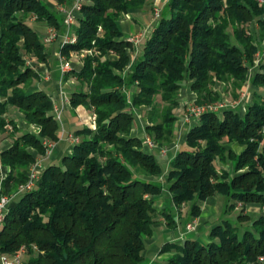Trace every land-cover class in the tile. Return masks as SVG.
Here are the masks:
<instances>
[{
    "label": "trees",
    "instance_id": "16d2710c",
    "mask_svg": "<svg viewBox=\"0 0 264 264\" xmlns=\"http://www.w3.org/2000/svg\"><path fill=\"white\" fill-rule=\"evenodd\" d=\"M53 1L60 5L66 0ZM148 1L83 0L73 28L76 41L60 51H91L81 68L68 71L64 79H76L70 104L92 108L96 126L76 128L79 140L71 153L46 165L32 190L16 195L0 226V254L25 248L24 264L143 262L156 214L152 197L162 190L150 177L159 176L161 168L154 154L142 150V141L130 135L131 107H147L146 134L154 144L168 146L175 135L181 81L191 80L197 104L218 98L211 88L216 81L244 88L258 52L249 23L255 22L259 38L264 37V3L257 0H167L126 75L133 45L119 20ZM29 16L60 28L57 13L45 0H0V133L6 132L7 123L13 128L11 145L0 151V163L9 168L0 195L11 194L26 181L29 165L44 152V139L58 140L52 101L32 88L37 74L23 57H46ZM109 52L116 58L104 57ZM250 81L253 97L244 115L228 107L221 115L202 113L169 162L172 201L178 207L189 204L191 218L200 213L197 202L216 193L226 196V213L239 202L264 201V53ZM130 85L136 90L128 103L124 90ZM9 106L39 132H19L12 120L7 122L3 114ZM223 141L244 148L236 154ZM230 158L234 173L226 182L228 174H218L216 161ZM249 220L242 226L223 219L210 228L207 242L188 238L165 244L161 251L174 254L143 264H264L258 260L264 255V217Z\"/></svg>",
    "mask_w": 264,
    "mask_h": 264
},
{
    "label": "crops",
    "instance_id": "0c3cea01",
    "mask_svg": "<svg viewBox=\"0 0 264 264\" xmlns=\"http://www.w3.org/2000/svg\"><path fill=\"white\" fill-rule=\"evenodd\" d=\"M72 0H66L65 4L67 7L71 6ZM167 2V0H150L148 1L141 9L128 12L125 14H122L119 20V27L124 35V37H128L134 33L137 32H146V34L143 35L142 42L149 36L153 26L155 25L156 21L154 17L151 16L150 11L147 9L148 4L155 5L157 7H163V5ZM149 5V6H150ZM34 29L37 31L38 35H42L46 32V26L42 24H34ZM65 29V26L61 28V30L57 31L60 33ZM142 42H140L139 46L142 45ZM137 46L135 49V53L137 56L138 49ZM58 51H59V43L54 42L52 44H49L47 46V54L45 57V61L41 64H39L38 68L35 70L39 72L40 76L42 75V71L46 69V66L49 68V76H41V82L33 83L32 88L33 89H39L43 90L44 92L48 93L54 102L55 109L60 110L62 114L61 119V125L58 130V141H56L55 147L53 150H51V154L49 157H45L44 159L40 160V171L44 169V167L51 163H57L63 156L68 155L71 153L73 148V143L69 141L67 138L68 133H72L76 128L81 127L79 126L80 119L79 116L75 113L76 110H72L70 105L67 103L66 95L69 94L73 87L71 85V82L63 81L62 77L60 76L59 72V60H58ZM140 53L137 57H139ZM131 56H133L131 54ZM110 59H113L114 56L112 54H109L107 56ZM134 57V56H133ZM71 60V67L74 70H79L81 68L80 61H75V59ZM41 72V73H40ZM74 83V82H73ZM194 97L193 92L190 90V81L184 80L181 89H180V97L179 100L181 103L190 102ZM17 112L16 119L19 121L21 116L19 115L18 110L15 107L9 106L7 112H10L11 114L13 112ZM139 111V110H138ZM141 112V110H140ZM139 112V113H140ZM139 122L136 123L134 126L131 135L137 136L139 138H142V145H143V151L147 153H152L157 159V162L159 166L161 167L162 174H166L169 172V162L173 158V156L176 154L177 150L184 145L185 135L187 131L198 124V119L191 118L188 121H184L183 117L179 112L177 113V124H176V142H174L172 145H170L166 151L165 154H161L160 148L156 146H151L148 139H146L145 132H144V120L142 115L138 116L137 119ZM22 123L19 121L20 126ZM27 127V125H26ZM1 135V134H0ZM11 145L10 138H4L0 136V151L9 147ZM228 147L234 150L235 152L239 153L242 151L243 146L238 145L236 143H230L228 144ZM168 149L172 150L169 151ZM37 160L39 156L37 155ZM6 167L1 166L0 172H5ZM163 196H166L165 192H163ZM161 200H157L155 202V209L161 210L166 207L168 209V214L171 216L169 217V220H173L174 225L170 226L167 224L166 219L163 217L159 218L156 223L153 225L152 233L149 238H147L145 243V249L144 253L148 254L147 256L150 257L151 261H156L158 255H165L163 259H166L172 252L166 250L164 253H159L161 251V248L166 243L171 244H182L185 239H198L202 242H207L208 239V233L210 228L218 224V222L223 220L224 216H227L230 214L226 213V204L227 199L225 201L224 209L221 213H219V210L217 209V194L209 196L204 201H198L197 204L200 207V213L196 217H190L189 216V204H183L180 207H175L172 205V202L165 201L166 197H164ZM161 197V196H160ZM168 199V198H167ZM251 205L249 208H253L252 205H255L254 203H250ZM253 211V210H252ZM255 217V216H254ZM223 218V219H222ZM191 223L193 226V229L188 230L186 229V224ZM155 254V255H154ZM27 256L26 253L21 254L20 256V264H24L26 259H22V257ZM154 255V256H152ZM1 257H7L8 259H12L13 255L11 254H0Z\"/></svg>",
    "mask_w": 264,
    "mask_h": 264
},
{
    "label": "rangeland",
    "instance_id": "374dc122",
    "mask_svg": "<svg viewBox=\"0 0 264 264\" xmlns=\"http://www.w3.org/2000/svg\"><path fill=\"white\" fill-rule=\"evenodd\" d=\"M74 1L75 0H72L71 6L67 7V5L65 3L58 5V4H55L53 0H45V2L57 13L58 20H59V23H60V28L59 29H55L54 27L47 25L45 22H36L34 20V17L33 16H29V18L27 19V21L32 26L34 24H37V23L46 26V32L43 33L42 35H39V38L41 40V43L45 46V55L47 54V46L49 44L54 43L55 41L58 42L59 43V51H58L59 65L58 66H59L60 76L62 77V80L64 82L65 81H67V82H71L72 81L71 82V85L74 86V84H75V86H77L76 85L77 81H76V79L73 76H69L68 78L64 79L65 74L68 73V71L73 70V68L71 67V60L70 59H72V60L75 59V61H78L79 60L80 63H81V65H82L83 57L86 54H91V51L90 50L70 51L68 53V55H64L60 51V48L64 44L70 43V41H67V42H65V43L62 44V41L66 37L67 34L70 35V36H73L75 38L74 42L76 41V35L74 34L73 28H74V25L77 24L76 19L80 16V9L79 10H76V11L72 10V6L74 4ZM257 1L259 3H264V0H257ZM150 4H148L147 9L150 11L151 16L155 18L154 9L157 6H155L153 4L150 5ZM158 9L160 10V13H161V10L163 9V7L162 8L160 7ZM69 12L72 15V23H70V25H67L64 22V20H65L66 14L69 13ZM157 19L155 18V20H157ZM63 26H65V29L63 31H61L60 33H58L57 31L58 30L60 31ZM257 26L258 25L255 24V22H250L249 23V26H248V32H250V34H252L256 38V42H257V45H258V52L256 53L257 56H256V60L254 61V66L251 67L250 69H248V72H247V75H246V80H245V87L242 88V89H235L231 81H228L227 83L222 82V81H216L214 83V85L211 87L218 94V98L216 100H214V101H208V102L203 103V104H197L195 102L196 101V98H197V95H196L195 92H193L190 89L193 92L194 97H193V99L190 102H186V103L183 104L179 100V97H180V89H181V86H180V88L178 90V97H177L179 104H178V107L174 110V114H175L176 118H177V113L179 112V114H181V116L183 117V120L184 121H188L191 118L198 119L197 117H195L196 115H194V111L197 108H201V107H204L205 108L206 106H210V107H215L214 108V111H216V110H219L217 108L218 107L220 108V104H222L224 106V108L225 107L234 108V109L238 110L241 115H244L245 110H246V105L251 102L252 97H253L252 91H251L252 84H251V81L250 80H251V77L253 76V74L256 72L258 64L262 61V55L264 53V37L262 39L259 38V35H258L259 29H258ZM147 31L146 32L145 31L144 32H137V33H134V34H139L140 33L143 36L144 34L147 33ZM134 34H132V35H134ZM132 35H130V36H132ZM130 36H128V37H130ZM46 38H50L48 42H46V40H45ZM126 39H127V37H126ZM137 46L139 47L138 48L139 50H138V53H137V56H138V54L141 52L142 45H140V46L137 45ZM132 47H133V49L130 52V62L124 68L123 74H126V73L128 74V72L131 69V65L138 58L136 56V53H135V51H136L135 48L136 47L135 46H132ZM109 54H112L114 56V58H116V55L113 52H109V53L105 54L104 57L108 58L107 56ZM131 54L134 57L131 56ZM23 57H24V60H25V65L26 66H29L30 68H32L33 71L37 74V77L33 78V83H37V82L40 83L41 82L40 80L42 78L41 76H45V75H48L49 76V74H50L49 71L50 70H49V68L47 66H46V69L42 71V73L40 72L42 74L41 76H40L39 72L35 70L36 68H38L39 64L43 63L45 60L44 61H41V60L37 59L36 56H34L32 54H29V53L24 54ZM64 62H68L69 63V66L68 67H65L64 66ZM184 80H189V79H183L181 81V85H182V83H183ZM189 81L191 83V80H189ZM75 86L73 88H75ZM135 90H136L135 85H130L129 87H126L125 88L124 91H125V96H126V99H127V102L128 103L131 102V96H132V94H133V92ZM70 93L66 95V98H67L66 100H67L68 105H70V107L72 108V110L73 109L76 110L75 113L79 116V119H80L79 126H87L90 129H95V126H96V123H95L96 115H95L93 109L92 108H89V107H86L83 104H78L77 106L72 107L71 104H70ZM46 94L49 96L50 100L52 101V104H53L52 113L54 114L55 119L58 121L59 127H60V125H61V119H62V114H61L60 110L55 109V107H54V102L55 101L52 99V97L48 93H46ZM156 98L159 100V97H156ZM130 110L134 114V123H133V126H132L131 131H130V135H131V132H132L134 126L136 125V123L139 122L137 120L139 115H142V117H143V120H144V123H145L144 124V127H145V125L148 122H147V118H146V115H145L146 110H147V107L146 106L142 105V106H139V107H131ZM140 110H141V112H140ZM221 112H222V110L221 111H218V112H214V113H217V114L221 115ZM16 114L18 115V113L16 111L13 112L12 114L10 112H6L5 114H3V118L7 122L9 120H12L15 123V125H16L17 129L19 130V132L20 131L21 132L22 131H31V132H35V133H38L39 132V127L36 126L35 124H30V123L26 122L23 119L21 112H19V115L21 116V118H20L19 121H21L22 124L20 126H18L19 125V121L16 119ZM139 124H140V122H139ZM176 124H177V121H176ZM176 124H175V127H176ZM26 125H27V127H26ZM12 129L13 128L11 126V123H7V129H6V132H4L5 137L3 136V139L4 138H8L9 139L10 138V140L12 142V137L9 135V132H12ZM144 132H145V129H144ZM0 134H1L0 136L4 135L2 133H0ZM145 136H146V139H149L151 141L150 137L146 134V132H145ZM134 137H137V136H134ZM67 138L73 144L76 143V142H73V138H76L77 141L79 140V137L76 136V135H74V131H72V133H68L67 134ZM137 138L142 141V138H139V137H137ZM175 139H176V128H175V135H174L171 143L168 146H159L156 143H155V146L158 147V148H160V149H165L166 150L170 145H172L174 142H176ZM56 141H58V140H55L54 141V140L44 139L42 141V145H43V148H44V152L41 153V154H36L35 160H34L33 163H31L29 165L28 170L30 169L31 165L35 164L36 162L39 165V169H40V162H42L40 160L44 159L45 157H49L50 154H51V151L49 153H47L48 148H47L46 145L48 143L49 144H52L53 147L51 148V150H53V148L55 147ZM223 142H224V146L227 149H231V148L228 147V144H230V143H236V144L240 145L239 143L234 142V141H232V142L223 141ZM142 144L143 143L141 142V148H143V145ZM260 145L261 146L264 145V128H263V131H262V140L260 142ZM168 150L172 152V150H170V149H168ZM232 151L234 153L238 154L234 150H232ZM37 155L39 156L38 160L36 158ZM60 160L57 163H59ZM1 166H3V165L1 164ZM232 166H233V163H232V159L231 158L228 159L227 161H225L224 163L223 162L221 163L219 161H216V169H217L218 174H221V171H223V170L228 174V177H226L224 179L226 182L229 181V175H232L234 173ZM8 172H9V168L8 167H6L5 172H0V185H1V181L5 178V176L7 175ZM167 174H168V172L166 174H162V171H161V173H160L159 176H157V177H150L151 179L155 180L161 186V189H162L160 194L152 197L153 200H154V206H155V202H156L155 200H156V198H157V200H161L162 199V196H163V192H165L166 196H163V199H164V197H166L165 198L166 199L165 201L172 202V205L178 208V206H176L173 203V201H172V194L168 190V184L169 183H168V180H167ZM38 179L36 180V182L34 184L35 186L38 183ZM25 182L26 181H24L23 183L19 184L16 187V189L11 194H8V195H18L19 194V191H18L19 190V187L22 184H24ZM22 192H26V191H22ZM22 192H20V193H22ZM216 194H217V209L219 210V213H221L222 210L224 209V205H225V201H226V196L223 195V194H219V193H216ZM183 204H185V203H182L181 206ZM250 205H251L250 203L249 204H242L241 202H239V203L236 204V206L233 207V209H231L230 211H228V214H230V216L227 215V216H224L223 218L224 219H229V220L233 221L234 224L244 226L245 224H248L249 221H250L249 219L253 218L254 216L255 217H257V216H263L264 217V213L262 212V208L264 206V201L261 204L255 203V205H252L253 206L252 209L249 208ZM155 211H156V214L154 216V223H156L159 218L163 217L164 219H166L168 225H170V226H173L174 225V222L171 221V220H169L170 219L169 217L171 215L168 214V209H166V207L163 208V209H161V210H159V211L155 209ZM238 214H241V217H237ZM220 222H221V220L218 223H220ZM186 229H188V230L191 229L192 230L193 229L192 224L191 223L186 224ZM149 237H147V238H149ZM147 238H146V240H147ZM146 240H145V243H146ZM166 244H171V243H166ZM167 250L170 251V249H167ZM164 252L160 251L159 253H164ZM170 252H172V253L169 256H171L172 254H174V251L173 250H171ZM147 255L148 254H145L144 253V260L140 264L147 263V262L150 261L151 258L148 257ZM154 255H152V256H154ZM164 256L165 255H158L157 257H155L157 259L156 262H163V261H165L169 257L168 256L166 259H163V258H165ZM27 257H28V255L27 256H24L23 255L22 259H26ZM258 260H259V257H258Z\"/></svg>",
    "mask_w": 264,
    "mask_h": 264
},
{
    "label": "built area",
    "instance_id": "2783aa9c",
    "mask_svg": "<svg viewBox=\"0 0 264 264\" xmlns=\"http://www.w3.org/2000/svg\"><path fill=\"white\" fill-rule=\"evenodd\" d=\"M82 2H83V0H75L74 4L72 6V10H74V11L79 10L81 8ZM158 8L159 7H156L154 9V15H155L156 19L160 16V10ZM64 22L67 25H70V23H72V15L70 12L66 14ZM49 39L50 38H46L45 39L46 42H48ZM142 39H143V36L140 33L134 34L130 37H127V40L135 47L137 45H139L140 42H142ZM74 40H75V38L73 36H70L67 34L66 37L63 39L62 44L67 42V41L74 42ZM64 66L68 67L69 63L64 62ZM214 108L215 107H210V106H206L205 108L204 107L197 108L194 111V115H196L195 117L199 118V116L204 112H218V111L223 110L224 106L222 104H220V108L219 107L217 108L219 110H216V111H214ZM148 141L150 142L151 146H155V144L153 142H151L149 139H148ZM73 142H77V139L73 138ZM46 146L48 148L47 153H49L53 146H52V144H49V143ZM165 151H166L165 149H160L161 154H165ZM0 167H1V164H0ZM41 172L42 171L39 170V165L37 164V162L35 164L31 165V167L29 169L28 177L26 179V182L19 187V190H18L19 193L22 191L27 192V191L32 190L35 187L34 184H35L36 180L40 177ZM15 197H16V195H8V194H1L0 195V226L4 221L5 215L8 212L10 204L14 202ZM262 212L264 213V206L262 208ZM25 252H26V249L22 248V249H20V251L18 253L13 254L12 259H8L7 257H1L0 258V264H20V256H21V254H23ZM259 261L264 262V255L259 257Z\"/></svg>",
    "mask_w": 264,
    "mask_h": 264
}]
</instances>
